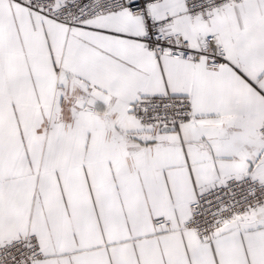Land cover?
<instances>
[{
  "label": "snow or ice",
  "instance_id": "snow-or-ice-1",
  "mask_svg": "<svg viewBox=\"0 0 264 264\" xmlns=\"http://www.w3.org/2000/svg\"><path fill=\"white\" fill-rule=\"evenodd\" d=\"M0 264H264V0H0Z\"/></svg>",
  "mask_w": 264,
  "mask_h": 264
}]
</instances>
